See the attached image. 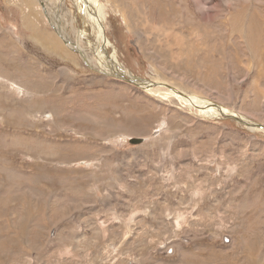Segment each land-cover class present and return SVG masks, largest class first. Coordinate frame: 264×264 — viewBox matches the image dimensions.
<instances>
[{
	"label": "rangeland",
	"instance_id": "374dc122",
	"mask_svg": "<svg viewBox=\"0 0 264 264\" xmlns=\"http://www.w3.org/2000/svg\"><path fill=\"white\" fill-rule=\"evenodd\" d=\"M34 1L0 0V264H264V130L108 76L75 0ZM100 2L131 78L264 125V0Z\"/></svg>",
	"mask_w": 264,
	"mask_h": 264
},
{
	"label": "bare ground",
	"instance_id": "6f19581e",
	"mask_svg": "<svg viewBox=\"0 0 264 264\" xmlns=\"http://www.w3.org/2000/svg\"><path fill=\"white\" fill-rule=\"evenodd\" d=\"M23 1L25 3H27V0H23ZM30 2L34 3L35 1L34 0H30ZM75 2L77 3V5L80 8V10L82 11V13L85 15V19L87 18V20H89V22H90V25L93 28L96 29L97 33L95 32V36L97 38L96 39L97 41L89 40V44L93 46V49H92L93 50V58H95V60H97L98 63L100 64L99 67H101V69H100L101 72L106 73L108 76L116 77L117 79H122V78H118L117 75H120V76L128 78V79H132V80L136 79L139 82V84L142 86V87L141 86L140 87L143 88V89H147L146 91L154 92V94H155V92H158L159 94H162L165 97H169L171 95V96H174V97L178 98L180 101H182V102H184L186 104H189V106H192V107L194 105H195V107H198V106L203 107L204 106L205 107L204 109H206L208 112H214L215 114H218V115L221 114V113H223L224 115L232 114V116H234L237 119L239 118L242 122H244V124H243L244 126L251 125V127H253L254 129L262 128V130H264V127H263L264 125L263 124L253 122V121L248 119L249 117L246 118V117H244V116H242L240 114H236L232 110L224 108L221 105H219L217 103H214L211 100H208V98H203V97H200L198 95H192V97H190L186 93H183L182 91L177 90L176 88H174L172 86H167L166 87L163 84L162 85H157L158 81L154 82V81H151L149 79L145 80L144 78H135V79L131 78V77H133V74L130 72V70H128L126 68H125L126 70H124L122 68L120 63L117 61V58L115 56V51L113 53H108V51L106 50V46H111V44H110L111 42L105 36L104 28H103V25H102L103 22L105 21V19H107L105 5L103 3H101L100 0H75ZM30 12H33V11H30ZM26 16L27 15H25V17ZM35 18H36V16H35ZM25 20H26V23L28 24L27 21L31 20V18L29 20L28 19H25ZM57 28H59V26H57ZM78 30H77V34L76 35H78V38L82 39L81 36H83V35L81 34L80 29H78ZM40 33H41V35H43V34H45V31L43 30ZM49 35H51V34H49ZM42 38L44 39V37H42ZM59 41H61V40H59ZM56 44H58L56 41L51 42V40H49L48 42L44 43V45L48 46V48H50V49H53V51L57 53L58 49L54 47ZM100 45L104 47L105 51L99 48ZM95 52H96V54H95ZM108 71L110 73H107ZM143 80H145V82H143ZM125 81H127V80H125ZM161 90H164L165 93H160ZM224 115H222V116H224ZM242 122H240V123H242Z\"/></svg>",
	"mask_w": 264,
	"mask_h": 264
},
{
	"label": "water",
	"instance_id": "95a60500",
	"mask_svg": "<svg viewBox=\"0 0 264 264\" xmlns=\"http://www.w3.org/2000/svg\"><path fill=\"white\" fill-rule=\"evenodd\" d=\"M117 77L118 78H122L121 80H127L126 82H128V83H130V84H135V85H137V86H141L140 84H139V82L135 79V80H132V79H128V78H125V77H122V76H120V75H117ZM165 85V86H170L169 84H164V83H158L157 85ZM142 87V86H141ZM238 120L240 121V122H242L239 118H238ZM138 141H139V139H138Z\"/></svg>",
	"mask_w": 264,
	"mask_h": 264
}]
</instances>
